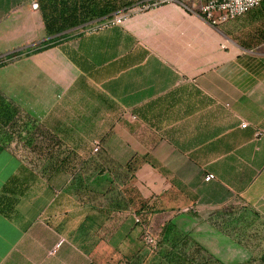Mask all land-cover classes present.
Instances as JSON below:
<instances>
[{
    "label": "crops",
    "instance_id": "crops-1",
    "mask_svg": "<svg viewBox=\"0 0 264 264\" xmlns=\"http://www.w3.org/2000/svg\"><path fill=\"white\" fill-rule=\"evenodd\" d=\"M120 13L0 67L39 127L33 163L0 153V264H134L148 204L222 264L259 258L264 3L222 24L154 0ZM52 38L37 0H0V60Z\"/></svg>",
    "mask_w": 264,
    "mask_h": 264
},
{
    "label": "trees",
    "instance_id": "trees-1",
    "mask_svg": "<svg viewBox=\"0 0 264 264\" xmlns=\"http://www.w3.org/2000/svg\"><path fill=\"white\" fill-rule=\"evenodd\" d=\"M142 1L37 0L47 34L53 38L38 48L28 52L16 53L5 60H0V67L15 57L43 52L57 46L61 41L74 34L66 32L94 21L113 18L119 12L126 11ZM21 128L25 131L23 134H28L22 140L26 144H31L39 129L38 125L19 106L0 92V153L8 148L13 141L18 140L20 137L19 129ZM155 212V206L148 204L140 209L138 215L143 218L144 222H147ZM157 254L166 264H222L200 245L193 240L191 241L187 235L181 233L171 222L165 225L162 240L157 251L153 253L154 256ZM139 261H141L140 258L135 263H139ZM245 264H264V252L259 258H252Z\"/></svg>",
    "mask_w": 264,
    "mask_h": 264
},
{
    "label": "built area",
    "instance_id": "built-area-1",
    "mask_svg": "<svg viewBox=\"0 0 264 264\" xmlns=\"http://www.w3.org/2000/svg\"><path fill=\"white\" fill-rule=\"evenodd\" d=\"M157 3H178L183 5L190 11H197L206 20L212 22L213 24L226 23L229 20L240 18L248 14L250 11L258 8L264 3V0H154ZM127 16L124 13L115 15L112 19H106L100 26V29L113 28L115 26L122 25L126 20ZM247 126V124H244ZM16 147L20 148L24 160L28 163L35 161L34 151L30 155L28 151H32L30 146L32 144L20 143L19 140ZM26 144V145H25ZM30 145V146H29ZM101 144L99 142L95 143L94 152L100 153ZM215 175L209 174L205 177L206 182H211L215 180ZM136 223L143 227L142 239L147 248L146 256L153 254L157 251L159 244L162 240V235L164 232L165 224L159 223L155 220L153 216L147 222H144L143 218L139 215L136 217ZM63 245V241L60 242L53 249L52 254H55L58 249ZM146 256L141 261H145Z\"/></svg>",
    "mask_w": 264,
    "mask_h": 264
},
{
    "label": "rangeland",
    "instance_id": "rangeland-1",
    "mask_svg": "<svg viewBox=\"0 0 264 264\" xmlns=\"http://www.w3.org/2000/svg\"><path fill=\"white\" fill-rule=\"evenodd\" d=\"M19 132H20V137L18 136L19 137L18 140L20 143H23L24 141L22 139H24V137L26 138L28 136V134H23V133H25V131L22 128L19 129ZM24 161L27 163L26 160H24ZM4 163H5V159L3 157L0 158V171L4 166ZM255 257H258V256H255ZM136 264H166V263L163 262V260L161 259V257L158 254L155 256L153 254H149L148 256H146L145 261L142 260Z\"/></svg>",
    "mask_w": 264,
    "mask_h": 264
},
{
    "label": "water",
    "instance_id": "water-1",
    "mask_svg": "<svg viewBox=\"0 0 264 264\" xmlns=\"http://www.w3.org/2000/svg\"><path fill=\"white\" fill-rule=\"evenodd\" d=\"M106 19H107V18H105V19H102V21H103V20H106Z\"/></svg>",
    "mask_w": 264,
    "mask_h": 264
}]
</instances>
